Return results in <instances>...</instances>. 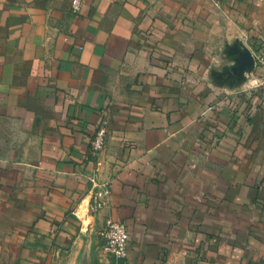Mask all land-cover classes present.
Segmentation results:
<instances>
[{"label":"crops","instance_id":"obj_1","mask_svg":"<svg viewBox=\"0 0 264 264\" xmlns=\"http://www.w3.org/2000/svg\"><path fill=\"white\" fill-rule=\"evenodd\" d=\"M72 1L0 0V264H264V0Z\"/></svg>","mask_w":264,"mask_h":264},{"label":"built area","instance_id":"obj_2","mask_svg":"<svg viewBox=\"0 0 264 264\" xmlns=\"http://www.w3.org/2000/svg\"><path fill=\"white\" fill-rule=\"evenodd\" d=\"M85 0H73L72 10L78 13L82 10ZM257 67L258 77L254 84L256 87L264 88V49L255 51L254 53ZM108 122L103 120L95 135L91 140V151L94 155H98L105 147L108 134ZM109 194V188L104 186V189L96 194L95 206L100 207V198ZM105 244L103 247L104 264H125L128 258V243L130 233L125 222L121 220L109 219L105 224Z\"/></svg>","mask_w":264,"mask_h":264},{"label":"rangeland","instance_id":"obj_3","mask_svg":"<svg viewBox=\"0 0 264 264\" xmlns=\"http://www.w3.org/2000/svg\"><path fill=\"white\" fill-rule=\"evenodd\" d=\"M90 221H93L92 218ZM104 230H95L86 235L85 239L77 244L75 254L65 264H104Z\"/></svg>","mask_w":264,"mask_h":264}]
</instances>
